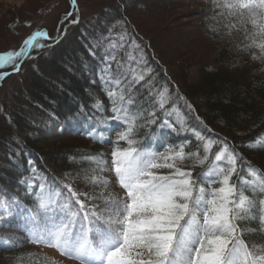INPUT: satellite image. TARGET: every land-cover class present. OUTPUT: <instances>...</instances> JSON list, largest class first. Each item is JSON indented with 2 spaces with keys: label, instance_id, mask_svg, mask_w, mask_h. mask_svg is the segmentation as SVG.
Masks as SVG:
<instances>
[{
  "label": "trees",
  "instance_id": "16d2710c",
  "mask_svg": "<svg viewBox=\"0 0 264 264\" xmlns=\"http://www.w3.org/2000/svg\"><path fill=\"white\" fill-rule=\"evenodd\" d=\"M176 2L197 8L193 24L199 32L208 27L213 41V66H200L192 84L187 83V63L171 69L153 40L138 27L136 15L147 9L142 0H98L86 18L75 11L62 24L57 38L53 39L56 31L48 33L50 39L41 41L47 47L32 50L17 75L0 81V264H27L29 256L38 264H50L32 253L36 247L33 231L45 223L37 207L40 184L48 189L69 183L78 193L99 197L101 186L88 183L99 175L111 182L105 196L121 193L114 171L108 168L116 146L109 138L115 141L122 126L108 119L113 115V101L102 69L111 65V79L116 76L118 62L136 67V61L128 60V52L138 59L142 52L138 70H151L131 88L134 102L129 110L140 114L133 134L135 146L164 155L169 148L183 145L186 154L198 151L202 159L203 142L196 133L211 138L214 144L202 165L194 158L176 162L179 167H191L193 177L199 178L214 166L215 155L226 144L239 157L232 184L257 205L251 216L237 221L238 233L242 231L241 238L257 256L264 255V225L259 223V200L264 193H253L250 187L264 179V145L256 143L264 135V52L250 46V36L256 31L250 22L241 23L239 17L227 15L228 10L217 8L215 0ZM50 8L19 10L7 27L15 33L19 26L30 28L27 23L33 22L20 21V14L34 16ZM231 22L236 27L229 28ZM35 32L23 36L21 45ZM133 41L138 49L132 47ZM131 75L127 72L122 87ZM165 87L168 101L161 109L154 93ZM152 112L155 123H148ZM164 120L172 126H162ZM105 140L110 148L104 145ZM119 143L128 146L124 141ZM98 160L106 164L102 172ZM249 169L258 172L259 178ZM153 171L168 175L172 169ZM80 198L86 206H97L98 211L104 206L99 198Z\"/></svg>",
  "mask_w": 264,
  "mask_h": 264
},
{
  "label": "snow or ice",
  "instance_id": "6c2138e0",
  "mask_svg": "<svg viewBox=\"0 0 264 264\" xmlns=\"http://www.w3.org/2000/svg\"><path fill=\"white\" fill-rule=\"evenodd\" d=\"M72 5L76 7V0H72ZM215 6L227 9V15L239 17L241 23L250 22L256 30L250 36V46L264 52V0H215ZM227 26L234 28L236 24L231 22ZM48 38L46 31L37 30L19 51L0 54V70L11 68L18 72L23 59L31 58L32 50L47 47L41 41ZM132 47L138 49L139 45L133 41ZM127 57L129 61H136V67L118 62L116 76L111 79V65L102 69V79L113 101V115L108 119L122 126L115 141L109 138L116 146L110 154L108 170L114 171L116 182L125 190L126 197H117L112 192L105 196L111 182L97 176L88 183L101 186L99 197L78 193L69 183L58 186L59 190L53 186L46 190L42 183L37 207L45 223L43 228L33 231L32 242L55 248L79 264H264V255L257 256L241 238L242 231L238 233L237 221L251 216L257 205L230 182L236 172L237 154L230 152L225 144L214 157V161H224V165H214L196 178L191 167L182 168L176 162L194 158L202 165L208 159L213 139L196 133L197 139L203 142L202 159L198 151L186 154L183 145L169 148L164 155L135 146L137 141L133 134L140 114L129 110L134 102L131 88L143 81L151 70H138L143 62L142 52L139 59L131 52ZM127 72H131V79L122 87L121 81L127 79ZM9 74L0 72V80ZM154 94L159 107L165 108L168 89L165 87ZM150 115L153 118L148 123H155V112ZM163 125L172 126L168 120H164ZM120 141L128 146L122 147ZM261 142L260 138L256 141ZM160 168L172 169V172L161 175L153 171ZM104 170L100 168L101 172ZM249 173L260 176L252 169ZM206 176H211V182L219 183V187L206 191ZM250 187L253 193H264V179L252 182ZM81 196L99 198L104 206L99 211L96 206H86ZM259 223L264 225V198L259 200Z\"/></svg>",
  "mask_w": 264,
  "mask_h": 264
},
{
  "label": "rangeland",
  "instance_id": "374dc122",
  "mask_svg": "<svg viewBox=\"0 0 264 264\" xmlns=\"http://www.w3.org/2000/svg\"><path fill=\"white\" fill-rule=\"evenodd\" d=\"M142 1L147 2V9L141 10V13L136 15L138 27L153 40L155 47L161 52L160 54L163 55L164 60H166L171 69L174 70L179 68L180 65L182 66L187 63L189 66L187 83L192 84L196 82L200 66H213L212 62L214 58V54L211 52L213 41L208 35V27H204L199 32L201 29L199 30L197 25L193 24L197 8L185 7L183 4H178L176 0ZM97 2L98 0H76V7H74L73 13L69 18L77 10L82 13L83 18H86L92 12L93 6L97 5ZM79 3L80 6H78ZM69 5V12H66ZM48 6H51V8L43 14L40 11L35 12L34 16L20 14V21L30 20L33 22L29 24L30 28L19 26L18 31L15 33L7 27L10 22L18 17L17 12L19 10L24 13L23 9H44ZM71 8L72 0H0V51H19L24 45H21L22 37L30 33L31 30L37 31L40 29L45 31L47 29V33L57 31L62 17H66L70 13ZM177 82L179 85L183 84L178 79ZM111 133H114L113 129ZM260 139L262 141L261 144L264 145V135ZM104 145L107 148L111 147V144L107 140H105ZM122 147L126 148L127 146L123 145ZM145 150L155 152L152 148ZM99 161L103 160H98L97 162ZM214 165H224V161H215ZM105 167V162L98 165V169ZM233 176L234 174L231 177V183ZM97 177L100 176L97 175ZM205 180L208 183L205 184L206 191L210 192L211 189L219 187V183L211 182V176H206ZM40 194L39 191V196ZM116 196L126 197L125 190L121 189V193H118ZM91 202L94 204V201L91 200ZM34 248L35 250L32 252L34 253V257L37 255L38 258L41 257V260L46 259L42 261H48L50 264H79V261L68 259L55 248L44 245H36ZM28 258L25 261L27 264H38V260L31 258V256Z\"/></svg>",
  "mask_w": 264,
  "mask_h": 264
},
{
  "label": "water",
  "instance_id": "95a60500",
  "mask_svg": "<svg viewBox=\"0 0 264 264\" xmlns=\"http://www.w3.org/2000/svg\"><path fill=\"white\" fill-rule=\"evenodd\" d=\"M73 9H74V7H73V5H72L71 11H70L71 14L73 13ZM69 17H70L69 14H68L66 17H62L61 21H60L59 24H58V28H57V31H56V36H58V34H59V32H60V28H61L63 22H64L67 18H69ZM29 24H30V23H28V25H29ZM21 64H22V63H21ZM16 73H18V72H12L11 74H16ZM9 75H10V74H9ZM9 75H7L6 77H8Z\"/></svg>",
  "mask_w": 264,
  "mask_h": 264
},
{
  "label": "bare ground",
  "instance_id": "6f19581e",
  "mask_svg": "<svg viewBox=\"0 0 264 264\" xmlns=\"http://www.w3.org/2000/svg\"><path fill=\"white\" fill-rule=\"evenodd\" d=\"M64 22H65V21H64ZM64 22H63V23H64ZM25 60H26V58L23 59V61H22L21 63L23 64V62H24ZM22 64H21V65H22ZM20 68H21V66H20ZM12 72H13V71H10V72H7V73H12ZM18 72H19V71H18ZM16 74H17V73H16ZM10 75H11V74H10Z\"/></svg>",
  "mask_w": 264,
  "mask_h": 264
}]
</instances>
